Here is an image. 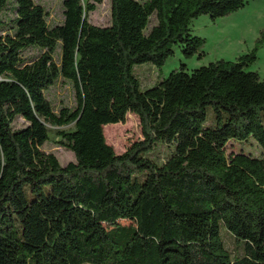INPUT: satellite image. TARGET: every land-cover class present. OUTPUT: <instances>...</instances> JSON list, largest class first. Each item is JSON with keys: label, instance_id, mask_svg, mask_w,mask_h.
<instances>
[{"label": "trees", "instance_id": "trees-1", "mask_svg": "<svg viewBox=\"0 0 264 264\" xmlns=\"http://www.w3.org/2000/svg\"><path fill=\"white\" fill-rule=\"evenodd\" d=\"M102 1L61 0L62 22L49 25L35 0H0V264H264V77L247 71L264 30L234 61L196 69L188 103L174 97L182 66L146 89L134 74L175 47L200 59L191 22L254 0H110V25L98 27L88 15ZM85 49L110 56L85 60ZM105 70L117 77L92 74ZM61 83L74 104L55 111L47 93ZM127 114L142 140L117 155L103 127ZM70 124L58 136L75 162L62 167L41 148L47 125ZM192 136L208 145L199 161L150 157ZM251 140L261 157L226 155L229 142Z\"/></svg>", "mask_w": 264, "mask_h": 264}, {"label": "rangeland", "instance_id": "rangeland-1", "mask_svg": "<svg viewBox=\"0 0 264 264\" xmlns=\"http://www.w3.org/2000/svg\"><path fill=\"white\" fill-rule=\"evenodd\" d=\"M141 1V0H139ZM46 10L49 25L60 24L63 19L61 0H35ZM90 24L98 27H106L111 22L110 0H103L97 5L96 10L88 15ZM190 28L194 35L205 39L202 48L204 55L198 59L197 55L184 58L180 50L175 47L172 57L165 64L157 68L150 63H144L134 67V74L138 78L143 89L149 88L159 80L168 77L170 72H180V83L175 91V99L179 103H188L199 92L201 78L196 74V69L217 60L234 61L238 56L249 52L259 33L264 30V0L249 1L241 10L224 18L212 21L208 16H200L191 22ZM85 60H102L110 55L105 52H93L83 50L81 54ZM247 71L257 72L260 78L264 77V45L258 50L257 60L247 68ZM99 80H110L117 77L114 70H105L100 73H92ZM54 110L60 106H72L74 104L73 92L67 84H58L47 93ZM211 116L210 109L207 112ZM22 124L18 120L17 126ZM48 129V141L42 146V151L56 157L60 166L64 167L75 162L72 152L60 145L58 133L72 131L73 125L65 127L46 126ZM106 143L119 155L124 153L134 142L142 140L139 119L133 114H127L124 123L109 124L103 127ZM208 145L199 137L192 136L181 138L169 147L157 146L150 157L158 164L175 166L182 162H197L206 154ZM226 155L244 153L254 157H261L262 152L253 140L246 143L229 142L225 148ZM124 223V222H123ZM225 246L234 255L237 251L232 247L229 237H225Z\"/></svg>", "mask_w": 264, "mask_h": 264}]
</instances>
